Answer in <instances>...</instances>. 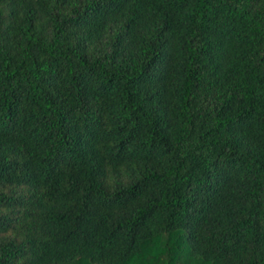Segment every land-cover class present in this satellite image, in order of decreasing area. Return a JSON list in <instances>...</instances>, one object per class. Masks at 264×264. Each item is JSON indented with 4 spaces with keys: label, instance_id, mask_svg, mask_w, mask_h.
Here are the masks:
<instances>
[{
    "label": "trees",
    "instance_id": "obj_1",
    "mask_svg": "<svg viewBox=\"0 0 264 264\" xmlns=\"http://www.w3.org/2000/svg\"><path fill=\"white\" fill-rule=\"evenodd\" d=\"M0 264H264V0H0Z\"/></svg>",
    "mask_w": 264,
    "mask_h": 264
}]
</instances>
